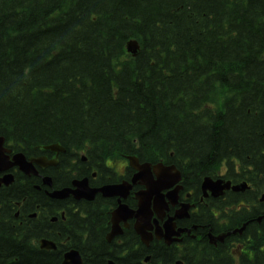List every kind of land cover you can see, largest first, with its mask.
Here are the masks:
<instances>
[{
  "label": "trees",
  "instance_id": "obj_1",
  "mask_svg": "<svg viewBox=\"0 0 264 264\" xmlns=\"http://www.w3.org/2000/svg\"><path fill=\"white\" fill-rule=\"evenodd\" d=\"M0 136L27 158L57 144L98 168L111 156L175 165L187 187L225 167L264 172V0H0ZM37 181L15 173L0 188V264H61L69 248L84 264L177 260L133 236L138 250L115 256L103 199H51ZM59 210L68 221L51 224Z\"/></svg>",
  "mask_w": 264,
  "mask_h": 264
},
{
  "label": "flooded vegetation",
  "instance_id": "obj_2",
  "mask_svg": "<svg viewBox=\"0 0 264 264\" xmlns=\"http://www.w3.org/2000/svg\"><path fill=\"white\" fill-rule=\"evenodd\" d=\"M42 158L46 161L40 162L43 166L36 165L37 175L33 176L40 183V186L35 185V189L42 191L51 199H54L50 196L53 191L74 188L75 181L85 179L90 188L98 189L105 185L131 182L135 174V171L129 169L124 162L104 163L103 167L98 168L85 154L67 155L65 152L45 151L44 154L31 157V159L39 160ZM51 160H56V164L48 163ZM226 176L225 181L230 182L231 188L222 191L218 196H214L210 190L203 191L201 184L196 187L183 186L178 192L177 204L174 207L169 206L164 221L179 213L180 218L175 220V225L177 230L182 231L179 242L166 246L174 248L178 253V262L176 263V260L173 264L192 263L191 253L194 249L197 251V258L194 260L196 263L193 264H207L208 261L216 260L221 264H264V222H262L264 218V172L234 170ZM45 178L52 179V187L45 183ZM53 179L58 185H56L57 188L53 186ZM240 185H245V187L233 189L234 186ZM142 189L143 187L135 186L128 195L126 203L133 205L132 209L137 208L134 194ZM98 197L103 199L101 203L104 207L101 209L108 214L118 207V198H106L97 194L95 199ZM66 199L72 200V204L79 201L92 202L85 199L76 200L72 196ZM72 209L76 211L74 207ZM34 216L42 219L46 217L40 212L30 215V217ZM58 216L60 220L56 216H49V222L55 224L58 221L62 223L68 221L65 210H59ZM53 218L57 219L53 220ZM108 220L106 223L108 230L104 238L107 243H113L115 256L116 247L127 242H129L128 247L133 248L132 251L138 250L135 238L129 240L131 236L136 237L139 244L146 248H149L151 244L157 247L165 244L163 240H155V238L149 246L141 244L134 231L133 220L127 223L121 222L119 224L121 234L115 235L111 241H108L107 236L111 232V224ZM58 232H55L57 235L54 238L58 237Z\"/></svg>",
  "mask_w": 264,
  "mask_h": 264
},
{
  "label": "water",
  "instance_id": "obj_3",
  "mask_svg": "<svg viewBox=\"0 0 264 264\" xmlns=\"http://www.w3.org/2000/svg\"><path fill=\"white\" fill-rule=\"evenodd\" d=\"M128 51L133 55L136 56L139 51V46L135 41H131L128 43ZM4 138L0 137V172H4L7 170H10L12 167L17 166L20 168L21 171H23L26 175L35 174V168L32 165L31 162H27L25 157L22 154H16L13 157V160L10 159V157L7 155L9 151L4 148ZM51 149L55 150L56 147H51ZM38 163V161H37ZM131 165L133 168L138 170V173L134 176L132 183L136 184L139 182L140 185L145 186L147 189L146 191H142L137 194V201H138V209L136 212L130 211L128 212L127 218H134L136 219V229L139 231V234L143 237V241L146 243V234L145 230L143 228H148L149 220L151 219V200L155 198L154 202L157 206L155 208L156 213L158 215L161 214V209H157L158 207H161V202L159 201V194L163 188L171 187L174 183L180 180L179 173L175 171L174 167H165L163 165H158L154 167V171L151 170V166L149 164L139 165L138 162L135 159H132ZM154 174L156 175V179L154 178ZM14 177L11 174L5 175L1 180L0 184L9 185L13 182ZM49 186L51 185L48 181ZM168 184V185H167ZM212 185V181L210 179H206L203 184V189L210 188ZM217 186V184H215ZM229 185L226 186L228 188ZM129 186L125 188L124 186H116V187H104L100 189V192H102L105 196L107 195H123L124 189H126V194L129 191ZM116 190V191H114ZM86 191V184L81 182L78 186V188L74 191L71 190H63V191H55L50 194L52 198L55 199H65L69 196V194H72L75 198H88L90 194H87ZM114 191V192H113ZM113 192V193H111ZM175 194V192H172ZM171 195V194H169ZM120 209H125V207H120L117 210V213L119 215ZM127 209V207H126ZM128 211V209H127ZM116 216V212L114 213V217ZM117 218V217H116ZM173 219H170L167 224L164 225L166 230V235L162 233V229L160 226H158L157 221H154L155 224H157V231L156 236L157 238H163V237H170L173 233L174 226L171 227L170 222ZM172 229V230H171ZM172 232V233H171ZM40 246L42 249L45 250H51L55 249V245L51 242H48L46 240H42L40 242ZM79 261L78 254L75 252H69L64 255V261L62 264H76ZM111 264V263H109Z\"/></svg>",
  "mask_w": 264,
  "mask_h": 264
},
{
  "label": "bare ground",
  "instance_id": "obj_4",
  "mask_svg": "<svg viewBox=\"0 0 264 264\" xmlns=\"http://www.w3.org/2000/svg\"><path fill=\"white\" fill-rule=\"evenodd\" d=\"M2 130V129H1Z\"/></svg>",
  "mask_w": 264,
  "mask_h": 264
}]
</instances>
